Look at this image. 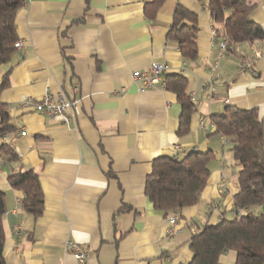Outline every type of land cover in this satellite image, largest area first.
<instances>
[{"label":"crops","instance_id":"1","mask_svg":"<svg viewBox=\"0 0 264 264\" xmlns=\"http://www.w3.org/2000/svg\"><path fill=\"white\" fill-rule=\"evenodd\" d=\"M149 1L25 0L17 11L22 46L0 64V82L8 72L1 98L15 128L0 137V146L7 143L17 154L9 160L0 152L6 264H79L67 242L87 252L85 264H187L192 233L243 212L232 201L238 167L226 139L212 135L211 116L222 114L228 99V105L256 109L264 129V39L221 51L205 3L163 0L151 13ZM248 1L250 19L264 29V0ZM177 5L198 16L194 61L166 38ZM153 62L167 64L163 80L187 78L196 107L184 135H178L176 95L160 85L141 90L132 79ZM243 62L254 75L238 73ZM45 92L77 101L67 124L22 106ZM192 150L213 153L207 183L196 204L164 216L144 193L152 161ZM19 167L38 172L44 207L36 218L20 208L22 193L8 182ZM219 261L233 264L234 252Z\"/></svg>","mask_w":264,"mask_h":264},{"label":"trees","instance_id":"2","mask_svg":"<svg viewBox=\"0 0 264 264\" xmlns=\"http://www.w3.org/2000/svg\"><path fill=\"white\" fill-rule=\"evenodd\" d=\"M163 0H150L147 11L154 13ZM205 3L216 36L226 40V48L232 44L252 43L264 39V29L249 15L253 3L248 0H197ZM25 0H0V64L11 60L16 53L15 15ZM198 16L187 8L177 5L166 38L174 41L183 59H197L195 38ZM165 87L176 95L181 106L178 135L189 130L195 103L187 96V78L178 74L165 75ZM8 85V72L0 82V137L12 133L15 128L1 93ZM212 135L222 136L230 144L238 167L237 191L232 197L233 207L243 210L231 219L223 218L216 224H205L191 234L189 249L192 259L187 264H221L219 258L226 252L235 254L233 264H264V145L263 123L256 109H241L226 105L222 114L211 116ZM1 154L15 160L17 154L7 143L0 146ZM213 153L195 151L180 158L162 155L152 161L145 180L144 193L155 210L167 216L184 207L197 203L199 194L207 183L208 163ZM10 186L21 191L20 208L34 218L43 212V191L38 172L33 168L19 167L8 177ZM259 207L258 211L254 209ZM4 194L0 190V264L3 257Z\"/></svg>","mask_w":264,"mask_h":264},{"label":"built area","instance_id":"3","mask_svg":"<svg viewBox=\"0 0 264 264\" xmlns=\"http://www.w3.org/2000/svg\"><path fill=\"white\" fill-rule=\"evenodd\" d=\"M226 40H222L219 42V47L221 51L225 50ZM22 46V42L17 40L15 42V47L19 48ZM168 70L167 64L153 62L147 70L143 71H135L132 73V79L134 81L141 82V90L148 89L160 85V87H165V82L163 80L164 73ZM216 65L211 67V71L215 72ZM245 72L254 75L255 72L250 66L249 62H243L238 67V73L243 74ZM214 77H210L207 81L206 87L209 89V92L212 93L214 91L213 87ZM73 90L76 92L77 87H74ZM192 101H195V97L193 95L189 96ZM77 101L68 99L62 93L53 95L49 92H45V94L38 100L27 99L22 102V106L32 107L35 111L44 112L50 115H57L61 117L63 122L67 124L71 117L73 116V112L75 109ZM224 103L226 105L229 104V100L225 99ZM177 158L175 154L172 155ZM237 212H240V209H237ZM237 215V214H236ZM175 222V218L172 216L169 218V223L173 225ZM67 250L71 251L73 257L79 264H85L87 260V252L84 249H81L74 242H67L66 245Z\"/></svg>","mask_w":264,"mask_h":264}]
</instances>
